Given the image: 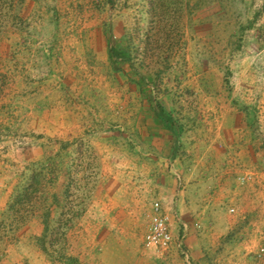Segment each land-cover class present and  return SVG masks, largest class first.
<instances>
[{"label":"rangeland","instance_id":"rangeland-1","mask_svg":"<svg viewBox=\"0 0 264 264\" xmlns=\"http://www.w3.org/2000/svg\"><path fill=\"white\" fill-rule=\"evenodd\" d=\"M239 194L261 227L264 0H0V264H257Z\"/></svg>","mask_w":264,"mask_h":264},{"label":"crops","instance_id":"crops-1","mask_svg":"<svg viewBox=\"0 0 264 264\" xmlns=\"http://www.w3.org/2000/svg\"><path fill=\"white\" fill-rule=\"evenodd\" d=\"M176 173H180L179 171H175ZM181 175V173H180ZM173 192V191H172ZM174 193V192H173ZM185 195V196H184ZM234 196L236 195L235 193L233 194ZM241 197V200L244 202V201H247L246 202V215L244 216V218L242 219V224L243 225H248V227H257L258 229L263 227L264 228V224L260 227V224H256L254 223V219H253V212L255 211H259L257 210L256 208H259V205H256L254 206V204H256L255 200H254V196L253 194H239L237 198ZM173 198H174V206H175V210H173V214H174V218L178 221H180V217H182V222H180V224L183 226V232L185 233L186 232V227H187V224H186V221L187 219L189 218H184V215L185 213L187 212H194V210L192 211V209L196 208L197 210H200V212L202 213H205L207 212L208 215L206 217V219L204 220L205 222H214L215 221V218H216V213L219 212L220 208H219V203L217 202V200L215 202H210V205H205L204 203L201 204V205H197V204H193L192 202L191 203H187L186 202V198L188 199L186 193H183V192H176L175 196L173 195ZM234 198H232V200H234ZM218 206V207H217ZM190 208V209H188ZM199 212V213H200ZM172 215V214H171ZM200 216V214L198 215ZM191 217V216H190ZM186 220V221H185ZM241 224V223H240ZM253 237V236H252ZM192 238V237H190ZM252 241V240H251ZM260 243V242H259ZM245 244V243H244ZM250 244V246H249ZM247 243L243 246V249L242 251L238 252L235 254V257L236 255L237 256H240L243 260V264H252V260H253V257H251L252 254H255L257 251H258V242L256 241L255 243ZM260 245V244H259ZM264 251V250H263ZM195 254H197V251H195ZM233 258L234 261L238 260L237 258ZM240 258V259H241ZM232 264H235V263H232ZM257 264H264V256H263V261H259L257 262Z\"/></svg>","mask_w":264,"mask_h":264},{"label":"built area","instance_id":"built-area-1","mask_svg":"<svg viewBox=\"0 0 264 264\" xmlns=\"http://www.w3.org/2000/svg\"><path fill=\"white\" fill-rule=\"evenodd\" d=\"M171 242L172 235L168 218L162 213L159 204L155 203L148 231L144 237L145 246L153 249L167 250Z\"/></svg>","mask_w":264,"mask_h":264},{"label":"trees","instance_id":"trees-1","mask_svg":"<svg viewBox=\"0 0 264 264\" xmlns=\"http://www.w3.org/2000/svg\"><path fill=\"white\" fill-rule=\"evenodd\" d=\"M160 109V112L161 114L163 115V109L162 108H159ZM166 122H167V125L171 128H174V122H173V119H171L170 117H166Z\"/></svg>","mask_w":264,"mask_h":264}]
</instances>
